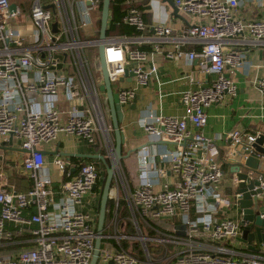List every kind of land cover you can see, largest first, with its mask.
I'll return each mask as SVG.
<instances>
[{
    "label": "built area",
    "instance_id": "1",
    "mask_svg": "<svg viewBox=\"0 0 264 264\" xmlns=\"http://www.w3.org/2000/svg\"><path fill=\"white\" fill-rule=\"evenodd\" d=\"M137 1L121 2V20L136 32L103 42L121 108L136 95L135 86L124 85L127 77L136 85L157 80L155 54L195 61L201 75L214 78L181 92V116L162 115L149 106L138 118L150 144L136 151L135 179H129L121 163L115 168L113 206L94 264H264V255L240 249L242 227L221 211L237 206L241 194L229 198L219 190L223 162L231 163L239 146L251 148L259 132L234 128L210 137L202 131L206 108L236 91L234 79L225 74L243 66L245 55L234 48L243 42L241 35L264 42V19L246 20L239 10L249 4L263 8L264 0H173L181 15L200 19L178 33L166 22L145 23ZM97 5V0H30L28 6L0 0V138L11 136L29 151L22 166L31 182L19 191L0 171V264H91L98 212L77 205L99 181L102 185L104 165L99 159L75 163L56 154L50 163L62 178L55 186L42 151L62 134L94 144L107 161L113 159L106 97L89 53H97L99 42ZM26 9L21 25L18 16ZM187 43L197 49L183 50ZM255 86L264 95V76ZM61 101L70 105L60 108ZM218 137L232 147L224 157ZM247 172L264 188V170ZM178 224L185 226L183 235L176 233Z\"/></svg>",
    "mask_w": 264,
    "mask_h": 264
},
{
    "label": "crops",
    "instance_id": "2",
    "mask_svg": "<svg viewBox=\"0 0 264 264\" xmlns=\"http://www.w3.org/2000/svg\"><path fill=\"white\" fill-rule=\"evenodd\" d=\"M144 2L146 4L140 10L145 23L166 22L173 28L174 33H178L188 24L200 20L198 18H192L191 20V18L181 15L178 11L174 12L173 8L163 0H138L136 4L138 3L142 7ZM239 12L242 18L246 20L264 19V7L259 8L255 4L245 5L241 7ZM144 33L149 34L150 32L145 31ZM239 39L243 42L237 43L234 48L244 53L243 66L233 71L228 69L226 72L229 77L234 79L236 91L233 95L225 94L221 101L212 103L206 108L207 123L202 130L206 136H223L234 128L249 133H264V95L255 86V80L264 76V42H255L246 34L241 35ZM165 47L168 46L166 45ZM182 49L185 51L197 49V45L187 43L182 46ZM152 61L157 67V80L152 79L146 85H136L134 80L129 77L124 81V85L135 86L136 94L134 108L131 107V104L121 108L123 119L120 129L123 131L125 139L122 145L123 153L126 154L132 148H136L134 152L125 157L132 156L129 167L131 168L130 170H134V173L127 174L130 180L135 179L137 174L136 151L141 146L150 144L146 133L138 124V118L145 114L149 106L162 115L181 116L184 113V105L180 101L181 92L187 89H195L201 84H207V81L214 78L212 74L201 75L198 72L195 61L188 64L183 59L174 61L159 54L153 55ZM186 75H191L194 81H189ZM69 105L70 103L67 101L59 103L60 108H67ZM103 108L106 121L111 125L107 101L103 103ZM3 140L4 138H0V142ZM216 144L221 157H224L232 149L230 141L224 137H218ZM12 146L20 148L15 142L12 143ZM168 147H171V145H168ZM43 150L47 152L58 150L59 152L76 154H100L98 146L89 144L85 140H78L62 134L54 142L44 145ZM23 155L24 152L0 149V171L19 191H26L31 185L28 174L22 166ZM53 156L54 154H45L47 169L55 181L54 185L57 186L62 177L51 166L50 162ZM71 159L75 163L91 160L76 156H72ZM222 169L224 174L219 184V190L221 194L230 198L235 192V174L230 170V162H223ZM101 188V181H99V185L83 198L82 203L77 205V209L95 213L100 201ZM114 188L115 185L111 188V199L115 193ZM262 200L264 204V197ZM221 211L231 219L240 220L241 211L237 206L222 207ZM237 241L242 251L264 255V242L259 247L254 245L255 250H249L247 249V244L240 241L239 237Z\"/></svg>",
    "mask_w": 264,
    "mask_h": 264
},
{
    "label": "water",
    "instance_id": "3",
    "mask_svg": "<svg viewBox=\"0 0 264 264\" xmlns=\"http://www.w3.org/2000/svg\"><path fill=\"white\" fill-rule=\"evenodd\" d=\"M111 0H102V9L100 15V28L97 43V59L101 69L102 83L99 85V90L105 93L106 101L109 107L110 120L113 130V140H114V155L113 159L107 161L102 154H81V153H69V152H59L55 150L54 152L42 151L44 154H59L63 156H76L88 159H99L105 168V178L102 186V191L100 194L99 210L97 214V224L96 231L98 237L95 240V249L91 259V264H94L98 250L100 247L101 238L100 235L103 230V225L106 215V206L108 199L110 197V191L114 185V171L116 166L121 163V160L126 156L130 155L135 151L136 148H132L126 154L122 153V145L125 141L123 131L120 129V124L123 119V112L121 106L118 103V95L113 90L111 82L108 77L107 65L103 55L104 41L107 37L106 31L108 27L109 20V5ZM167 2L174 10L177 12V7L174 5L173 0H163ZM15 7L14 3L10 4V8ZM47 7V6H46ZM53 29L55 30V23H53ZM128 72L126 71V74ZM130 76H133L132 72H129ZM229 76L228 73L225 74ZM119 80H122L120 78ZM136 96L132 99L131 107H135ZM12 137L9 136L7 140L0 142V149L12 150L19 152H29L28 150L22 148H16L12 146ZM251 148L247 146H241L236 149L233 153V158L231 160V172L235 174L236 183L234 184L235 192L240 193L241 197L238 200L237 207L241 211L239 223L242 227L241 235L239 236L240 241L247 244V249L255 250V246L264 242V188L260 186V181L256 178H249L247 170H253L255 173H262L264 170V133L260 132L255 140L250 145ZM95 186H93L94 188ZM230 207H232L230 205ZM184 224L176 225V233L184 234Z\"/></svg>",
    "mask_w": 264,
    "mask_h": 264
},
{
    "label": "trees",
    "instance_id": "4",
    "mask_svg": "<svg viewBox=\"0 0 264 264\" xmlns=\"http://www.w3.org/2000/svg\"><path fill=\"white\" fill-rule=\"evenodd\" d=\"M11 1H15V0H11ZM121 2H122V0H111L110 1L109 20H108V27H107V31H106L107 37H116V36H123V35L129 36V35H132L136 32L132 26H129V25L124 24L122 22L121 18L124 14L125 5L122 4ZM97 3H98V5H97V16L98 17L96 20V27H97L96 36L98 38L99 28H100V15H101V9H102V0H97ZM145 4H146L145 2L142 3V5H143L142 7L140 4H138V3L136 4L140 14H141V10L145 6ZM96 51H97V49H96ZM94 56H95V58H97V53ZM111 135L113 137V130H111ZM122 153H123V150H122ZM121 165L123 166L122 160H121ZM104 178H105V175H104ZM103 182H104V179H103ZM102 186H103V183H102ZM101 191H102V188H101ZM101 191H100V194H101ZM111 206H113V200L109 197L108 202H107V206H106L107 211H106L105 218H106L107 212ZM98 210H99V205L97 206V212H98Z\"/></svg>",
    "mask_w": 264,
    "mask_h": 264
},
{
    "label": "rangeland",
    "instance_id": "5",
    "mask_svg": "<svg viewBox=\"0 0 264 264\" xmlns=\"http://www.w3.org/2000/svg\"><path fill=\"white\" fill-rule=\"evenodd\" d=\"M20 1H21V2H24V4L27 5V6H28L29 3H30V0H20ZM44 1H47V0H44ZM27 14H28V9H26V11H25V10L21 11V15L18 16V20L20 21V24H21V25L24 23V19H23V18H25V16H26ZM95 48H97V47H95ZM95 48H94V50H96ZM92 51H93V50H92ZM92 51H90L89 53H90V55H91L90 57H91L92 63L94 64L95 75H96V77H97L99 80L102 81L101 69H100V66H99V62H98V59L95 58V56H94V52H92ZM131 159H132V156H131V157H127V158L122 159L123 167H124L125 171H127L126 174H128V175L134 173V170H130L131 168L129 167V166H130L129 163H130V160H131ZM133 176H134V175H133ZM122 196H123V192L120 191V198H122ZM144 232H145V231H144ZM145 233H146V232H145Z\"/></svg>",
    "mask_w": 264,
    "mask_h": 264
}]
</instances>
